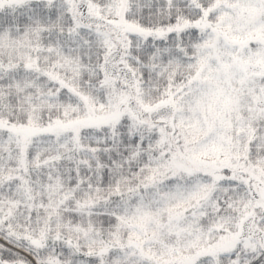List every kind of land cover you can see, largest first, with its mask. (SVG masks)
<instances>
[{
  "label": "snow or ice",
  "instance_id": "obj_1",
  "mask_svg": "<svg viewBox=\"0 0 264 264\" xmlns=\"http://www.w3.org/2000/svg\"><path fill=\"white\" fill-rule=\"evenodd\" d=\"M0 264H264V0H0Z\"/></svg>",
  "mask_w": 264,
  "mask_h": 264
}]
</instances>
